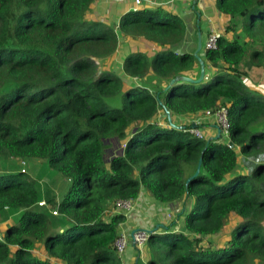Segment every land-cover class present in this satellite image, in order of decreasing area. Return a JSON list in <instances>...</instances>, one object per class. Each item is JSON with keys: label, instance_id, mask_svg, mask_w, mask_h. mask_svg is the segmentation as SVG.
I'll list each match as a JSON object with an SVG mask.
<instances>
[{"label": "trees", "instance_id": "1", "mask_svg": "<svg viewBox=\"0 0 264 264\" xmlns=\"http://www.w3.org/2000/svg\"><path fill=\"white\" fill-rule=\"evenodd\" d=\"M96 1L0 0V219L18 214L0 264H121L125 217L114 206L141 189L161 205L183 202V233L172 222L152 234L149 264H264V96L244 82L264 72V0H216L229 22L200 53L208 79L168 89L199 76L197 27L186 36L179 16L156 8L126 13L116 29L90 17ZM120 39L130 50L120 74L98 70ZM158 101L172 121L227 108L228 139L170 128ZM29 161L61 176L47 169L61 196L28 176ZM228 223L230 239L207 245Z\"/></svg>", "mask_w": 264, "mask_h": 264}, {"label": "crops", "instance_id": "2", "mask_svg": "<svg viewBox=\"0 0 264 264\" xmlns=\"http://www.w3.org/2000/svg\"><path fill=\"white\" fill-rule=\"evenodd\" d=\"M215 1L216 0H143L142 5L135 8L132 0H97L96 4L92 7V15L90 17L95 18L97 21H103L107 24H114V27L117 28L121 17L126 13L161 8L166 12L183 18L188 32H192L191 30H193L194 27L199 26L202 34V42L204 43L210 32H216L222 36L224 28L229 22L228 16L220 15L215 11ZM197 13L199 14V17L197 16ZM198 19L199 22L197 23ZM123 48L121 65L125 56L130 51L128 45L123 46ZM154 49L158 50L160 48L154 45L148 48L147 53H154ZM122 80L128 86L139 84L138 81L129 77H123ZM244 82L251 90L258 91L264 96V72L262 73L260 80L256 83L253 79H248ZM163 114L164 112L161 111L159 116L160 119H162ZM194 122L195 126H206L201 128V130L207 138L218 136L217 128L213 124H210L211 120L206 121V119H202L200 116L176 117L173 119V123L178 126H184L186 124L192 125ZM118 151H123L122 145L114 150L116 153ZM253 165L254 164L252 163H247L246 166L239 165L240 173H249ZM182 204L183 202L161 205L152 199L145 192V190L141 189L138 197L133 202V209L124 213L125 221L120 227V229H122L128 237L129 241L128 246L119 256L120 263L149 264L152 255L148 245L145 244L142 247H137L132 243V240H130L131 234L137 230H156L154 231L156 234H163L167 232L168 226L174 222L176 225L173 229H171V231L183 233V219H177V213L182 211ZM189 204L191 203L189 202ZM167 214L171 216L170 219L167 218ZM233 228V224L228 223V226H226L220 233L215 236L205 238L206 244L213 248L223 246L230 239Z\"/></svg>", "mask_w": 264, "mask_h": 264}, {"label": "built area", "instance_id": "3", "mask_svg": "<svg viewBox=\"0 0 264 264\" xmlns=\"http://www.w3.org/2000/svg\"><path fill=\"white\" fill-rule=\"evenodd\" d=\"M135 8H138L139 6L142 5L143 0H132ZM220 37V35L216 32H210L203 44V49L206 50H214L216 49V41ZM202 119H206V121L211 120V123L217 128V130H220V138L227 140L228 139V133L230 129V124L228 121V110L225 107L220 108L218 111L212 113L207 111L205 114L202 115ZM189 132L193 135H195L198 138H202L199 136L197 133H194L193 129H190ZM125 145L122 144V149L124 150ZM22 166H25V162L22 163ZM24 172V168L21 170ZM133 202L134 200H129V201H118L115 206H114V214L117 215H124L125 212H129L133 209ZM45 202H41L39 206H44ZM52 214L56 216L58 213L55 210L52 211ZM168 219L171 218L169 214L166 215ZM122 225V224H121ZM120 225V227H121ZM118 231V240L115 242V249L120 256L125 248L128 246V237L126 234L120 229ZM155 234L154 231H147V230H137L131 234V239L132 243L137 246V247H142L145 244H147L149 237Z\"/></svg>", "mask_w": 264, "mask_h": 264}, {"label": "rangeland", "instance_id": "4", "mask_svg": "<svg viewBox=\"0 0 264 264\" xmlns=\"http://www.w3.org/2000/svg\"><path fill=\"white\" fill-rule=\"evenodd\" d=\"M181 19H182V21L184 23V19L183 18H181ZM188 33L189 34H186V36L191 37V32H188ZM185 44L188 45V43H185ZM125 45H127V44L124 42V40L120 39L118 49H117V51L114 54V56H113L112 59L103 60V61H98L97 60L96 61V63H97L96 66H97L98 70H100V71L101 70H111V71H114V72L120 74V70H121V59H122V56H123V49H125V48H123V46H125ZM186 45H185V47H186ZM149 51H151V50H149ZM154 52L156 53V52H158V50L157 49H154ZM153 55H154V53H152V54H148L147 53V56L148 57H152ZM119 76L123 77V74L122 75H119ZM154 82L155 81H153V83ZM200 117H202V115ZM210 124L212 125L213 123H210ZM194 126H195V122H194V124L192 123V129H193L194 133H197L199 136H201V137H203L205 139H208L204 135V133L202 132V130H201V128L206 127V126L197 125V126H201L199 128H195L196 126L195 127ZM178 127H182V126H178ZM262 128L264 130V126ZM24 168L27 171V174H28L29 177H31V178H33V179H35L37 181H41V182H46L47 181V183L52 187L53 191L55 192L54 194H56L58 196L60 194V196H61V194L64 191L65 187L63 185H62L63 187L62 186L59 187V185H60L59 183L54 184L53 183V180L51 178L48 179V180L46 179V177L49 175V171L47 170V169H49V167L46 166V170H44L43 167H42V165H41V163H39L38 161H29V162H27L25 164ZM49 170L53 174H56L57 176H59L61 178V176L58 173H56L55 171H53L51 169H49ZM45 179H46V181H45ZM64 184L66 185V188H67L68 187V183H64ZM17 215L10 213L9 215H7L5 221L3 219H0V239H3V237H4V233H5L6 229H7L6 226L15 223L16 218H18Z\"/></svg>", "mask_w": 264, "mask_h": 264}, {"label": "water", "instance_id": "5", "mask_svg": "<svg viewBox=\"0 0 264 264\" xmlns=\"http://www.w3.org/2000/svg\"><path fill=\"white\" fill-rule=\"evenodd\" d=\"M197 16L199 17L198 13H197ZM198 22H199V19L197 20V23ZM196 35H197V46H196V49H195L193 55L199 64V76H198V78L194 79V78H188L186 76H177V77H175L169 81L167 89L170 88L172 85H174L177 82H184V83H190V84L196 85V84H200L203 80L208 79V75L205 73L204 62L200 58V53L201 52L205 53V50L203 49L202 34H201L199 26L197 27ZM158 104H159V106L162 107V109L164 111L163 117L166 118L170 128H173V129L180 128L173 123L171 113L168 110H166V108L163 106V104L160 101H158ZM217 137H220V130L219 129H218V136ZM228 146L231 148H234V145L232 144V142H228ZM200 168H201V158L198 162L195 173L190 178H188L186 183H189L191 179L198 176V174L200 173ZM154 231H156V230H154Z\"/></svg>", "mask_w": 264, "mask_h": 264}]
</instances>
